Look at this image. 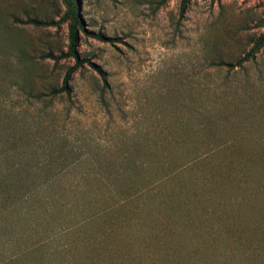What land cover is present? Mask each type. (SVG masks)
Here are the masks:
<instances>
[{"label": "rangeland", "instance_id": "rangeland-1", "mask_svg": "<svg viewBox=\"0 0 264 264\" xmlns=\"http://www.w3.org/2000/svg\"><path fill=\"white\" fill-rule=\"evenodd\" d=\"M181 1L80 0L94 66L54 96L76 61L68 24L30 20L66 1L0 0V168H68L57 232L14 231L10 210L0 262L43 243L40 264H264V47L212 64L250 50L264 0Z\"/></svg>", "mask_w": 264, "mask_h": 264}, {"label": "trees", "instance_id": "trees-1", "mask_svg": "<svg viewBox=\"0 0 264 264\" xmlns=\"http://www.w3.org/2000/svg\"><path fill=\"white\" fill-rule=\"evenodd\" d=\"M65 1L67 8L65 14L59 19V21L43 22L36 18L30 20L32 23L39 26L56 25L63 22L68 24V50L67 52L62 53L61 56H72L76 61L73 66L67 69L63 77L62 84L59 87L50 90V94L54 96L63 93L70 95L72 92L71 82L76 70L80 66L84 65V63H89L94 66V63L91 60L81 58L77 51L82 32H87L84 19L80 13L81 2L80 0ZM164 1L165 0H162V3ZM190 2L191 0H182L180 5L181 11H184ZM261 26L264 27V18L261 20ZM98 37L105 39L102 35H98ZM263 47L264 31L255 39L250 50L242 58H239L235 62L219 60L217 62H212V64L217 67L227 66L228 68L233 69L236 66L242 65L245 61L255 57ZM52 55V53L49 54V57H53ZM101 73L103 72L101 71ZM65 169L68 168H0V231H6L9 228L12 232L19 226L28 227L30 229L33 227L42 228L47 224V229H43L45 234H47V236L54 235L53 233L57 232V226L52 223V220L56 217L57 201L53 203L51 200L56 197L52 191V187L59 182L61 174ZM14 175H16V177ZM41 178H43L42 181H40ZM26 179L27 182L32 180L37 181V183L33 186L21 185V182ZM12 209H16L18 211V218L13 223H10V218L13 216L12 214H14V211L12 213L9 212ZM9 223L13 230L8 226ZM61 231L62 229L59 230V232ZM64 231L65 229H63V232ZM2 237L4 236L1 235L0 238ZM6 241L10 243L9 238H7ZM34 247H44V245L43 243H39L35 244ZM34 247L25 248L14 255V257L17 261H19V259L25 260V264H40L36 261V259H31L30 254L32 253ZM56 251L53 253L55 255H59V250ZM253 255L257 256L258 253L254 252ZM28 259L29 261H27ZM63 261L64 260H62V262ZM5 263L6 262L3 263V260L0 262V264ZM6 264H8V262Z\"/></svg>", "mask_w": 264, "mask_h": 264}]
</instances>
